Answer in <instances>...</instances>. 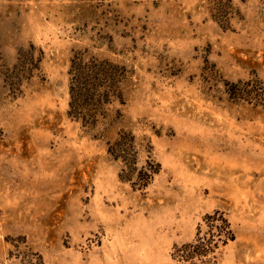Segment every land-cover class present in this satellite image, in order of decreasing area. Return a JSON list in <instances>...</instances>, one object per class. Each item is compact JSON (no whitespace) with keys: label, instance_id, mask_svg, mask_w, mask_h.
I'll use <instances>...</instances> for the list:
<instances>
[{"label":"rangeland","instance_id":"obj_1","mask_svg":"<svg viewBox=\"0 0 264 264\" xmlns=\"http://www.w3.org/2000/svg\"><path fill=\"white\" fill-rule=\"evenodd\" d=\"M215 3L0 0V264H264V92L225 87H264V0ZM81 51L126 70L92 126L68 117ZM215 213L233 241L182 261Z\"/></svg>","mask_w":264,"mask_h":264},{"label":"trees","instance_id":"obj_2","mask_svg":"<svg viewBox=\"0 0 264 264\" xmlns=\"http://www.w3.org/2000/svg\"><path fill=\"white\" fill-rule=\"evenodd\" d=\"M221 2L222 0H217L214 4L216 12H230V0ZM68 75V117L79 120L83 125L92 126L98 117L105 119L107 114L102 107L108 105L110 100L121 101V86L126 77V70L120 65L100 60L87 51H81L72 56ZM225 87L231 101L257 100L260 97L259 94L264 92L262 83L258 81L239 82L225 85ZM115 124L122 126L116 135L127 142V148H130L127 151L134 154L131 146L133 138L130 133L124 131L127 126L118 112H115V117L108 125ZM111 153L115 158L116 153L123 152L111 150ZM131 154L130 158H132ZM205 220L208 223L209 232L201 237L198 231L194 244L181 248L182 261H204L211 257L220 245L224 246L227 242L233 241L229 224L221 214L215 213L206 217Z\"/></svg>","mask_w":264,"mask_h":264}]
</instances>
